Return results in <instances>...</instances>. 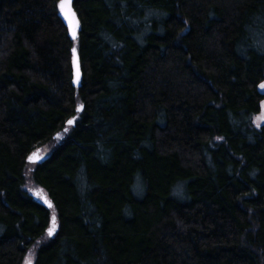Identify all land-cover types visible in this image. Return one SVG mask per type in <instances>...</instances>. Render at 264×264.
Here are the masks:
<instances>
[{"label":"trees","instance_id":"16d2710c","mask_svg":"<svg viewBox=\"0 0 264 264\" xmlns=\"http://www.w3.org/2000/svg\"><path fill=\"white\" fill-rule=\"evenodd\" d=\"M60 1L0 0V264H264V0Z\"/></svg>","mask_w":264,"mask_h":264},{"label":"water","instance_id":"95a60500","mask_svg":"<svg viewBox=\"0 0 264 264\" xmlns=\"http://www.w3.org/2000/svg\"><path fill=\"white\" fill-rule=\"evenodd\" d=\"M73 1L74 0H70L69 16H66L65 12L62 11L60 8V4L63 2V0H61L59 2L58 9H59V16L61 17L65 26L67 27L71 39L77 40L78 34H79V29H80V20H79V17L77 16L76 11L73 8ZM72 14H74V21H70V18H69ZM73 27H75V36L73 35ZM72 64H73V74H74L73 85H74V87L79 88L81 86L82 73H81V69H80L78 54H77V51L75 49L73 51ZM69 124H73V121L69 122ZM29 161L31 163H37L40 161V158L32 157L31 159H29ZM42 203L45 206H47L48 208L52 207V203L48 200L46 195H44L42 197ZM50 235H52V231H50Z\"/></svg>","mask_w":264,"mask_h":264},{"label":"rangeland","instance_id":"374dc122","mask_svg":"<svg viewBox=\"0 0 264 264\" xmlns=\"http://www.w3.org/2000/svg\"><path fill=\"white\" fill-rule=\"evenodd\" d=\"M261 119L262 117L258 115L255 121L257 123H260ZM50 151H51V146L46 145V146H43L37 149L34 153H36V155L39 158H42V157L49 155ZM25 189L39 201H42V197L46 195V192L41 187H39L36 183H34L32 179H28L27 184L25 185ZM35 252H36V246H33L30 249L27 259L24 264H29V261L31 262V264L33 263L35 259Z\"/></svg>","mask_w":264,"mask_h":264},{"label":"snow or ice","instance_id":"6c2138e0","mask_svg":"<svg viewBox=\"0 0 264 264\" xmlns=\"http://www.w3.org/2000/svg\"><path fill=\"white\" fill-rule=\"evenodd\" d=\"M60 8L65 12L66 16H69L70 0H63V2L60 4ZM69 18L70 21H74V14H72ZM73 35L75 36V27H73ZM53 227H55V225H53ZM29 264H31L30 261Z\"/></svg>","mask_w":264,"mask_h":264}]
</instances>
